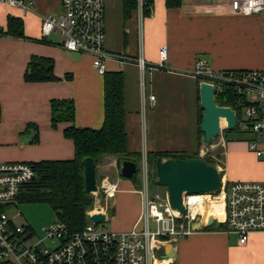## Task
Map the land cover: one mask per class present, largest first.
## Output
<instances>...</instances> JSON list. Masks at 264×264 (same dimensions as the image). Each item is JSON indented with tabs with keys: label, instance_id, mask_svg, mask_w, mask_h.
I'll return each instance as SVG.
<instances>
[{
	"label": "crops",
	"instance_id": "1",
	"mask_svg": "<svg viewBox=\"0 0 264 264\" xmlns=\"http://www.w3.org/2000/svg\"><path fill=\"white\" fill-rule=\"evenodd\" d=\"M32 1L33 11L28 13L0 5V30H5L7 17H17L23 21L25 36L0 34V163L73 158V143L63 135L69 125L51 127V101L73 102L77 128L98 130L104 119L103 75L93 68L92 59L64 51L57 32L39 42L42 17L59 15L61 0ZM103 1L105 49L117 56L106 61V72L123 76L128 153L138 155L139 164L144 152L200 157V84L193 75L195 63L202 61L213 72H264V12L235 14L231 0H180L175 8L166 7L165 0H153L149 17L140 18L134 10L124 18L122 0ZM162 48L164 67L145 71L142 92L140 72L132 60L141 55L146 63L158 65ZM32 57L51 59L57 80L26 83L24 73ZM143 93L146 98L154 96L153 103L145 99L144 110ZM28 126L37 128L38 142H31L35 131ZM219 141L222 155L214 167L225 183L264 182V163L249 151L247 141L223 133ZM255 142L264 149L263 138ZM109 166L118 192L103 212L107 222L113 218L114 231L126 232L139 219L141 195L131 180L120 176L114 162ZM116 210L121 219H109ZM170 243L173 264H264V233H252L245 245H239L234 234L203 228Z\"/></svg>",
	"mask_w": 264,
	"mask_h": 264
},
{
	"label": "built area",
	"instance_id": "2",
	"mask_svg": "<svg viewBox=\"0 0 264 264\" xmlns=\"http://www.w3.org/2000/svg\"><path fill=\"white\" fill-rule=\"evenodd\" d=\"M59 15H45L41 21L43 38L59 33L60 46L64 51L87 55L93 68L103 75L106 61L117 57L105 49V11L103 0H61ZM138 14L142 18V0H137ZM0 5L17 9L23 13L33 11L32 0H0ZM231 10L239 15H254L264 12V0H231ZM160 63L152 65L139 55L134 61L140 72L141 88L144 92L145 71L163 68L166 62L164 48L159 52ZM122 61H125L121 57ZM193 75L201 83L212 85L219 94L230 89L235 95L244 97L256 107H243L245 118L256 119L251 126L258 138L264 139V72L259 70L211 71L202 61L195 63ZM142 108L145 99L154 102V96L142 94ZM235 113V112H234ZM1 119V109H0ZM247 129L245 122L240 124ZM223 128V127H222ZM250 152L264 163V149H258L256 142H249ZM203 153V152H202ZM201 153V154H202ZM149 173L144 152L140 161V188L142 209L137 223L126 232H116L107 227L98 228L88 220L89 215L102 214L105 207H98L86 213L87 224L76 232L68 231V223L55 221L43 228V237L35 238L28 225L16 222L19 214L9 217L7 212L15 203L20 189L35 179L36 174L27 162L0 163V264H156L161 261L163 248L171 239L183 238L193 231L192 225L200 223L205 227L208 217L214 222L224 223L226 231L237 237L239 245H245L252 233H264V182L239 181L230 184L222 179L217 192L183 195V214L171 208L167 193H149ZM97 191L106 199H113L118 192L116 182L102 179L96 183ZM220 198L223 203L221 220L212 215L204 216L200 208L203 203ZM178 223V224H177ZM162 253V254H161ZM161 254V255H160Z\"/></svg>",
	"mask_w": 264,
	"mask_h": 264
},
{
	"label": "trees",
	"instance_id": "3",
	"mask_svg": "<svg viewBox=\"0 0 264 264\" xmlns=\"http://www.w3.org/2000/svg\"><path fill=\"white\" fill-rule=\"evenodd\" d=\"M122 1L123 16L128 18L132 11L137 10V0ZM179 4L180 0H165V5L168 8L178 7ZM152 6L153 0H142L143 17L151 15ZM0 34L25 39L23 21L17 17H7L6 28L0 30ZM39 42H45L44 38ZM56 80L53 75V61L51 59L41 57L30 59L24 73L26 83L54 82ZM198 82L200 84V80ZM103 90L104 119L101 128L98 130L75 127V109L72 101H51V127L55 129L61 123L69 125L64 129L63 135L73 143V158L29 163L35 171L36 177L20 189L15 201L17 205L19 203L47 204L56 214L57 221L68 223L69 232L80 231L87 224L86 212L93 203L91 195L84 191L83 166L81 163L84 158L90 157L96 160V165L101 158L106 156L117 157L121 163L128 160L133 161L137 165V172L136 176L134 175L130 180L136 186L139 181L137 175L139 174L138 163L140 157L127 151L122 73L105 72L103 74ZM214 99L216 105L229 107L236 115V127L231 131H223L225 136L234 135L237 139L245 140L248 143L255 142L258 139V136L251 129L258 118H245L242 113L243 107L253 105L260 115L257 103H250L248 99L235 95L230 89L220 94L214 90ZM199 111L200 124L203 111L201 109ZM242 122L246 123L247 129L241 128L240 124ZM30 128L35 131L31 142L36 143L38 142L37 128L35 126L27 127V129ZM195 157H198V155L159 152L147 153L146 161L148 170L151 171L153 180H155V163L158 158L189 159ZM203 160L208 165L215 166V161L211 159L210 154ZM204 229L226 231V225L224 223H214L211 227H205Z\"/></svg>",
	"mask_w": 264,
	"mask_h": 264
},
{
	"label": "water",
	"instance_id": "4",
	"mask_svg": "<svg viewBox=\"0 0 264 264\" xmlns=\"http://www.w3.org/2000/svg\"><path fill=\"white\" fill-rule=\"evenodd\" d=\"M200 109L203 111L199 130L203 134L204 143L211 145V142L221 133L220 119L225 120L224 131H231L237 125L236 115L229 107H222L215 104L214 90L212 85L201 83L199 85ZM84 191L93 194L97 191L96 180V160L87 157L82 160ZM137 172V165L133 161H123L119 173L123 179H132ZM221 177L216 167L208 165L202 158L195 157L189 159H161L155 163L156 186L165 188L171 208L183 214V195H197L212 193L218 190ZM88 220L94 224L104 222L102 214L88 216ZM213 217H208L205 227L214 224ZM200 223L192 225L193 232H198L205 228ZM162 260L171 259L173 264L174 249L171 243H167L163 248Z\"/></svg>",
	"mask_w": 264,
	"mask_h": 264
},
{
	"label": "rangeland",
	"instance_id": "5",
	"mask_svg": "<svg viewBox=\"0 0 264 264\" xmlns=\"http://www.w3.org/2000/svg\"><path fill=\"white\" fill-rule=\"evenodd\" d=\"M225 125V124H224ZM222 125L221 127V133L220 135L215 138L212 142L211 145H206L204 143V139H203V135L201 134V150H202V154L200 156V158H205L207 155H211V159L213 161H219L220 159H216L217 157L219 158L218 155H222L221 153V148L219 147V140L222 136V133L224 131L225 126ZM233 136V135H232ZM217 144L218 146H216V148L211 149L212 145ZM108 157V156H106ZM111 162H114L120 169L121 166V162L118 161L117 157L114 156H110V158H106L103 157L101 158V160L99 161V163L96 165V180L97 182L102 180V179H107L109 181H111L112 178V174L110 171V166L109 164H111ZM138 168H140V164L138 163ZM136 176V175H135ZM138 180L140 181V174L137 175ZM137 183L136 188H140V183ZM165 191L164 187L161 186H156L154 184V180H153V175L151 174V171L149 173V193L150 195H154L155 193H159V194H163ZM92 199H93V203L91 205V207L87 210V212L91 211L94 208L99 209L98 207H105V204L108 203V206L110 207L111 204V200L110 199H106L104 197V194H97L96 196H94L93 194H90ZM86 212V213H87ZM119 210H116V213H110L108 215V218L110 219V217L114 216L116 218V216L118 217V219H121L120 214H119ZM16 214H19V217H17L16 222L19 225H28L30 227V229L34 232L35 238H42L43 237V228L50 226L52 223H54L55 221H57L56 218V214L53 212V210L47 205V204H42V203H19L17 206H13L12 208H10L7 212V215L9 217H14ZM178 224V223H177ZM102 227H107L110 228L111 230L114 231V227H113V218H111V220L104 221L102 223H100L98 225V228H102ZM171 259L168 260V264L171 263Z\"/></svg>",
	"mask_w": 264,
	"mask_h": 264
},
{
	"label": "bare ground",
	"instance_id": "6",
	"mask_svg": "<svg viewBox=\"0 0 264 264\" xmlns=\"http://www.w3.org/2000/svg\"><path fill=\"white\" fill-rule=\"evenodd\" d=\"M224 124H225V120L224 119H220V126L222 127V125H224ZM200 211H201V213H203L204 216H207V215L210 214L212 216H215L219 220H221L222 217H223V203H222V200L220 198H216L213 201H207V202L202 204V206L200 208ZM168 260L169 259L161 260V261L157 262L156 264H168Z\"/></svg>",
	"mask_w": 264,
	"mask_h": 264
}]
</instances>
